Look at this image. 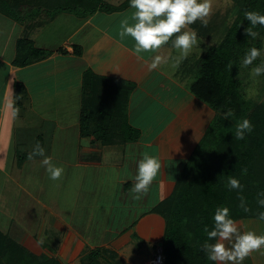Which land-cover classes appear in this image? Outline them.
<instances>
[{
  "label": "crops",
  "instance_id": "1",
  "mask_svg": "<svg viewBox=\"0 0 264 264\" xmlns=\"http://www.w3.org/2000/svg\"><path fill=\"white\" fill-rule=\"evenodd\" d=\"M125 1L103 0L102 5L117 7ZM20 5L22 21L0 12V235L42 261L82 264L89 252L102 250L113 253L118 264H135L139 237L159 250L165 221L153 210L171 195L211 123L189 91V71L207 51L194 64L190 61L195 49L178 68L171 67L170 58L150 71L153 56L176 57L179 52L169 41L160 52H146L138 59L132 38L121 41L118 36L121 21L134 11L130 6L112 13L98 7L82 15L61 8L86 11L95 2L26 0ZM23 38L51 55L16 67L17 42ZM87 71L134 86L126 117L140 132L138 141L104 145L94 136H82ZM115 89L117 95L123 90ZM15 107L20 112L14 117ZM40 141L45 154L64 169L57 181L49 179L41 157L28 159ZM142 153L158 157L161 169L149 191L134 199ZM249 222L254 220L241 221V233L264 235V226L254 222L258 228H249ZM41 238L44 243L38 244ZM262 253L264 249L253 252L242 264H264Z\"/></svg>",
  "mask_w": 264,
  "mask_h": 264
},
{
  "label": "trees",
  "instance_id": "2",
  "mask_svg": "<svg viewBox=\"0 0 264 264\" xmlns=\"http://www.w3.org/2000/svg\"><path fill=\"white\" fill-rule=\"evenodd\" d=\"M92 2H95V5L85 12L75 7H62L61 10L80 11L79 14L90 15L98 7L102 11L112 13L130 6V0L117 7L102 5L103 0ZM235 2L240 7L238 18L224 42L204 55L197 67L198 76L189 86L190 93L208 105L215 112V117L184 166L171 195L153 210L165 221L162 238L164 264H216L208 259L202 246L206 242L215 243V240H208L204 229L207 227L212 230L214 227L213 217L218 207L229 208L230 218L235 222L259 219V214L264 212V206L258 204V199H264L258 195L264 192V170L258 168L259 151L264 150V123L260 124L254 120V106L245 97L242 83L238 79V71L243 67L245 54L252 47L261 50L262 45H253V38L244 34V29L250 25L244 13L257 11L264 14V0ZM0 12L16 21H22L21 16L7 0H0ZM54 13L55 11H52V14ZM261 30L264 32V27L257 26L254 29L257 32ZM16 48V67H26L51 55V52L36 48L27 38L20 39ZM76 54H80L77 49ZM256 62L257 60L248 67H254ZM98 80L104 78L97 77L91 71L84 74L80 119L82 136H94L104 145L138 141L140 132L128 125L126 117L128 96L134 86L123 82L125 89L118 91L117 98L111 99L112 102L118 103L114 108L107 102L104 104L102 100L98 102L97 108H91L88 104L90 97L87 88L92 91ZM228 109H232L234 115L224 119L223 114ZM243 119L251 121L253 131L246 133L243 140H237L236 126ZM116 131H121V135L116 134ZM39 144L41 145V141ZM229 176L240 181L242 190L229 189ZM239 196L244 198L249 211L245 212L240 207ZM0 239L10 243V253L14 249L12 264H61L56 259L42 261L32 256L8 237L0 235ZM0 255V264H4L7 261L6 254L0 250ZM102 261L118 264L113 253L102 250L89 252L82 259V264H102Z\"/></svg>",
  "mask_w": 264,
  "mask_h": 264
},
{
  "label": "clouds",
  "instance_id": "3",
  "mask_svg": "<svg viewBox=\"0 0 264 264\" xmlns=\"http://www.w3.org/2000/svg\"><path fill=\"white\" fill-rule=\"evenodd\" d=\"M130 7L134 9L130 17H125L120 23L118 36L121 41L131 37L134 41L133 53L138 59H142L143 53H158L160 50L172 42V47L178 50L176 57L155 55L148 65L149 70L157 69L162 64H168L171 58V67L178 68L180 63L187 59L194 47L198 45L197 32L189 26L197 21L206 27L213 14V0H130ZM245 19L250 25L244 29V34L253 39L259 36L254 29L257 26L264 27V14L257 11H245ZM131 21V22H130ZM173 37H175L173 39ZM262 52L256 47L248 50L242 60V66L253 65ZM264 74V62L253 67L250 75L255 78ZM19 107L13 109V116H18ZM224 119H229L234 115L232 109L224 112ZM253 124L248 119H243L238 123L235 131V138L243 140L246 133L253 131ZM41 157V166L45 167L49 179L57 181L61 179L64 169L52 162V157L45 154V149L37 143L32 152L28 154V159ZM161 169V162L158 157L148 153H142V158L138 161L137 173L134 177L135 184L132 188L134 199H140L143 194L149 191L150 186L156 179ZM247 170L245 169L244 172ZM229 189H240V181L234 177H228ZM264 197V192L258 194ZM240 207L245 212L249 209L245 206L242 196ZM258 204L264 206V199H258ZM259 219L264 221V212L259 214ZM214 227L209 230L205 227L209 241L215 243H205L202 250L207 253L209 260L218 264H242V262L253 252L264 249V235H257L253 231L241 233L237 223L230 218V210L227 207H218L214 213ZM227 242V245H226ZM43 244L44 239L37 241ZM230 245V246H229ZM264 254V253H262Z\"/></svg>",
  "mask_w": 264,
  "mask_h": 264
},
{
  "label": "rangeland",
  "instance_id": "4",
  "mask_svg": "<svg viewBox=\"0 0 264 264\" xmlns=\"http://www.w3.org/2000/svg\"><path fill=\"white\" fill-rule=\"evenodd\" d=\"M7 1L13 6L15 12H17V14L21 16L23 11L21 10V7L19 8V6H22L20 4L25 3L26 0H7ZM35 1L36 0H30V2H35ZM89 1L92 2L93 0H89ZM37 3H39V1ZM38 9H40V7H38ZM239 13H240V7L236 4L235 0H213V14L211 16L208 25L204 27L200 21H197L189 26L191 29L197 32V35L202 40L201 41L200 39H198L199 43L196 47H194V49L197 51L194 52L196 54L192 53L193 59H191L190 61L191 64H194L196 62V59L200 58L202 54H204L206 51L208 52L210 49L214 47H218L224 42L232 25L238 18ZM262 32H263L262 30L258 31L259 36L253 39L252 41V44L254 43L253 45H255V43L257 44L262 43L261 45L262 55L257 59L256 65H254V67L264 62V34H263L264 32L263 33ZM176 51L178 52V50L175 49V52ZM204 55L202 56V58L204 57ZM195 68L196 66L192 68L191 71H189L190 74H192L191 76L193 78V81H194V77L198 76V71L194 70ZM252 68L253 66L240 68V70L238 71L239 74L238 79L242 83V90L245 97L248 100H250L254 106V115H253L254 120L257 123L263 124L264 123V74H262L259 77L253 78L250 75ZM117 86H121V89L122 88L125 89V85H121L119 81L114 82V81L98 80L95 88H93L92 91L89 90V88H87V93L89 94L90 97L88 100L89 106L91 108L92 107L97 108L96 106L99 104L98 102L102 100L101 102H103L104 104L107 102L111 104L110 106L111 108H114V106H116L118 103L116 104V101L112 102L113 100L111 99L117 98V94H115L117 92L115 87ZM112 88H114V90H112ZM198 102L200 108L202 109V114H204V116L206 115L205 121L211 122V120L214 119L215 117V112L202 101H198ZM118 132L120 131H116V134H118ZM258 168L264 170V150L261 149L259 151ZM244 220H254V222L257 223V226H264V221L260 219H244ZM241 221L236 222L237 224H239L238 227H240ZM254 222H249L247 227L258 228ZM136 238H138V236ZM138 239H139L138 242H136V244H138V247H137V251L135 252L134 262L135 264H148L150 261L149 260L150 254L156 252V250H153L150 243L146 239L142 237H139ZM9 244L10 243H7L5 241H2V239H0V250L3 251L4 254H6L5 260L8 261V262L7 261L4 262V264L5 263L9 264V261L11 264L12 263L11 260L13 261L12 251H14V249L12 248L13 250H11L10 253L9 247L11 246ZM102 264H108V262L102 261Z\"/></svg>",
  "mask_w": 264,
  "mask_h": 264
},
{
  "label": "built area",
  "instance_id": "5",
  "mask_svg": "<svg viewBox=\"0 0 264 264\" xmlns=\"http://www.w3.org/2000/svg\"><path fill=\"white\" fill-rule=\"evenodd\" d=\"M165 257L162 252L157 251L148 264H164Z\"/></svg>",
  "mask_w": 264,
  "mask_h": 264
},
{
  "label": "water",
  "instance_id": "6",
  "mask_svg": "<svg viewBox=\"0 0 264 264\" xmlns=\"http://www.w3.org/2000/svg\"><path fill=\"white\" fill-rule=\"evenodd\" d=\"M162 246H163V244L160 243V244H159V250H158L159 252H162Z\"/></svg>",
  "mask_w": 264,
  "mask_h": 264
}]
</instances>
